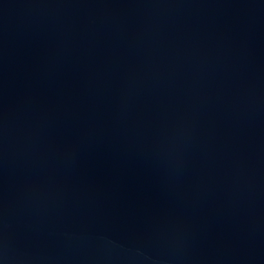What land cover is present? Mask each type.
Instances as JSON below:
<instances>
[{"label": "water", "instance_id": "obj_1", "mask_svg": "<svg viewBox=\"0 0 264 264\" xmlns=\"http://www.w3.org/2000/svg\"><path fill=\"white\" fill-rule=\"evenodd\" d=\"M0 264H264V0H0Z\"/></svg>", "mask_w": 264, "mask_h": 264}]
</instances>
